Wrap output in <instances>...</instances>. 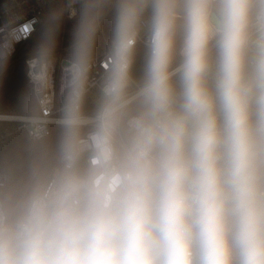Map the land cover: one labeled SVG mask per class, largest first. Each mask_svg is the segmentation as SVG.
Returning <instances> with one entry per match:
<instances>
[{
    "label": "clouds",
    "instance_id": "1",
    "mask_svg": "<svg viewBox=\"0 0 264 264\" xmlns=\"http://www.w3.org/2000/svg\"><path fill=\"white\" fill-rule=\"evenodd\" d=\"M107 2L96 107L98 16L56 166L0 192V264H264V0Z\"/></svg>",
    "mask_w": 264,
    "mask_h": 264
},
{
    "label": "trees",
    "instance_id": "2",
    "mask_svg": "<svg viewBox=\"0 0 264 264\" xmlns=\"http://www.w3.org/2000/svg\"><path fill=\"white\" fill-rule=\"evenodd\" d=\"M98 16V28L94 39L93 58L105 51L111 37L113 13L107 0H99L96 8L82 14L77 19H69L61 0L46 11L39 28L28 42L21 45L9 59H0V113L31 115L37 102L31 93L26 79L27 59L32 57L55 56L72 60L77 34L85 19ZM52 28L53 37L42 35V31ZM47 49V55L41 53ZM142 48L138 52L135 73L139 75ZM96 107L83 108L91 114ZM84 132L87 129L83 130ZM64 136L62 125L51 127V136L34 142L26 135L9 140L0 153V169L7 176V185L2 190L22 188L36 171L50 170L58 162L59 145Z\"/></svg>",
    "mask_w": 264,
    "mask_h": 264
},
{
    "label": "built area",
    "instance_id": "3",
    "mask_svg": "<svg viewBox=\"0 0 264 264\" xmlns=\"http://www.w3.org/2000/svg\"><path fill=\"white\" fill-rule=\"evenodd\" d=\"M61 1L68 18L73 20L81 15L83 2L86 0ZM57 2L58 0H0L1 60L12 58L18 48L36 34L42 15ZM106 49L93 58L83 108L97 104L98 84L105 70L103 65L106 63ZM49 57H32L26 60L27 85L37 105L31 115L0 113V153L11 139L26 135L30 140L39 142L51 136L52 126L62 125V112L67 94L66 69L71 60ZM41 75L43 81L37 79ZM6 185L7 176L0 169V192Z\"/></svg>",
    "mask_w": 264,
    "mask_h": 264
},
{
    "label": "water",
    "instance_id": "4",
    "mask_svg": "<svg viewBox=\"0 0 264 264\" xmlns=\"http://www.w3.org/2000/svg\"><path fill=\"white\" fill-rule=\"evenodd\" d=\"M97 1L98 0H86L85 2H83V6H82V14H86L87 12H89V10L91 9V8H96V4H97ZM87 3V5H88V7L87 8H85V4ZM36 35H38V33L36 34ZM46 59H49L50 57L49 56H47V57H45Z\"/></svg>",
    "mask_w": 264,
    "mask_h": 264
},
{
    "label": "flooded vegetation",
    "instance_id": "5",
    "mask_svg": "<svg viewBox=\"0 0 264 264\" xmlns=\"http://www.w3.org/2000/svg\"><path fill=\"white\" fill-rule=\"evenodd\" d=\"M51 32H52V28H48L46 31H42L41 34L48 36V37H50V36L53 37L54 33L51 34Z\"/></svg>",
    "mask_w": 264,
    "mask_h": 264
},
{
    "label": "rangeland",
    "instance_id": "6",
    "mask_svg": "<svg viewBox=\"0 0 264 264\" xmlns=\"http://www.w3.org/2000/svg\"><path fill=\"white\" fill-rule=\"evenodd\" d=\"M90 11H91V9H90ZM52 33H54V31H53V30H52L51 34H52Z\"/></svg>",
    "mask_w": 264,
    "mask_h": 264
}]
</instances>
